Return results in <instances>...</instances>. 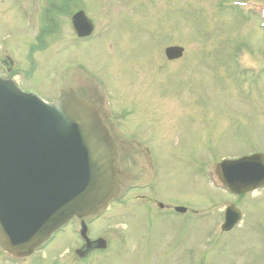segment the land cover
<instances>
[{
  "label": "rangeland",
  "instance_id": "1",
  "mask_svg": "<svg viewBox=\"0 0 264 264\" xmlns=\"http://www.w3.org/2000/svg\"><path fill=\"white\" fill-rule=\"evenodd\" d=\"M123 1L104 0L103 13L93 12L96 41L50 44L42 53L33 47L31 65L36 29L0 0V59H11L8 78L47 102L68 88L84 98L108 95L128 138L141 143L130 149L150 150L144 177L136 173L141 149L128 151L137 168L121 177L125 186L145 189L125 196L124 187L96 217L84 219L91 241L102 239L106 248L82 264H264V188L232 196L215 175L223 160L264 155V18L233 3L263 6L264 0H137L138 9L127 15L121 10L130 0ZM59 29L69 32L64 23ZM168 46L182 47V58L167 61ZM228 205L241 219L221 232ZM74 223L56 236L49 254L80 246ZM115 248L123 250L106 259Z\"/></svg>",
  "mask_w": 264,
  "mask_h": 264
},
{
  "label": "water",
  "instance_id": "2",
  "mask_svg": "<svg viewBox=\"0 0 264 264\" xmlns=\"http://www.w3.org/2000/svg\"><path fill=\"white\" fill-rule=\"evenodd\" d=\"M75 17L85 21V31L75 28L85 36L89 22L82 13ZM164 53L168 60H176L183 49L168 47ZM215 173L234 195L263 188L264 155L222 161ZM118 190L115 145L90 102L68 90L46 104L21 93L11 80L0 79V248L4 252L29 255L72 218L98 215ZM240 216L234 206L227 207L221 230H231ZM104 247L97 242L96 248Z\"/></svg>",
  "mask_w": 264,
  "mask_h": 264
},
{
  "label": "flooded vegetation",
  "instance_id": "3",
  "mask_svg": "<svg viewBox=\"0 0 264 264\" xmlns=\"http://www.w3.org/2000/svg\"><path fill=\"white\" fill-rule=\"evenodd\" d=\"M7 1V7L10 11L15 13L16 11L20 12L19 15H26L28 16L29 22L32 27H35L36 29V36L34 39L35 46L30 47L29 43V54L27 55L29 63L33 64V60L37 56L31 55L33 53V47H36L34 53H42L44 49L47 47L50 48L54 44L59 43H76V44H91L92 42L96 41L97 33L96 31V25L93 21V12L96 10H99L98 13H103V8L100 7V4L104 1L101 0H91L93 2V6H87L84 1L85 0H2V3ZM123 2L128 3V0H125ZM138 1L136 0H130L129 4L130 6L121 10L124 15H127L128 12H131L132 10L138 9ZM244 2V1H243ZM25 3H27L25 5ZM104 3V2H103ZM107 3V2H105ZM136 3V4H135ZM261 3V2H257ZM132 4H134V8L132 9ZM98 5V6H96ZM264 5V4H263ZM16 10V11H15ZM97 12V11H96ZM78 13H82L83 17L89 22V25L91 27V32L86 37H78L75 28L78 30H81L82 32L85 31L86 25L85 21L79 17V19H75L76 15ZM116 14V13H115ZM117 15V14H116ZM14 16V15H13ZM77 20V21H76ZM75 22V23H74ZM67 25V31L68 34L63 36L60 35V26L62 24ZM107 25L108 23H104ZM106 27H104L103 30H105ZM102 30V31H103ZM44 37V38H43ZM49 37L52 38L49 42ZM101 40V39H100ZM0 63L4 66L5 76H12L11 75V59L8 56L3 57V59H0ZM3 74L0 75V77H4ZM93 96V97H92ZM92 96L86 97V99L92 103L93 107L97 110L98 115L102 122L107 121L111 124V126L114 127L113 132L109 129L108 125L105 124L107 127L109 133L111 134L113 138V142L116 146L117 151V159H118V166L120 170V190H123L124 187H127L124 191L125 196L128 192L134 191V190H143L145 189L146 185H124L122 183L121 177H123L124 174H130V171L135 170L137 167L134 166L129 162V157L131 154L128 152L129 150L133 155H138L140 152V149L138 148H131L129 145L136 144L141 146V143L130 140L128 138L127 133L122 129L120 123L118 120H120V115L115 112L113 104L109 103V105L104 104L103 97H101L98 94L99 99L96 97L95 93H92ZM105 114V115H104ZM108 117V118H107ZM106 123V122H105ZM142 150V149H141ZM143 153V159L140 155V159L142 160L143 166L137 170V174H142L141 177H144L146 173L149 171L148 167H144V164L148 162L146 160V156L149 155L150 150L148 147H145L142 150ZM124 159V160H123ZM123 161V164L126 167H121V163ZM147 165H152V163H147ZM129 168H133V170H130ZM119 190V191H120ZM158 204V203H157ZM81 220H78V224H80ZM91 239V237H90ZM97 239H93L90 246L85 245L83 242H80L78 240L79 247L77 248H68L63 250V254H56L52 253L49 254L45 247H41L36 249L30 256L23 259H15L12 258L6 254H3L0 252V262L4 261L6 264H82L87 256L91 254L92 252H102L105 249L99 250L96 248L97 244L93 243ZM123 248H115L113 249V253L110 255V252L108 255H106V259H109L110 257L116 255L115 252L122 251ZM45 251V252H44ZM58 251V250H56ZM49 261V262H48Z\"/></svg>",
  "mask_w": 264,
  "mask_h": 264
}]
</instances>
